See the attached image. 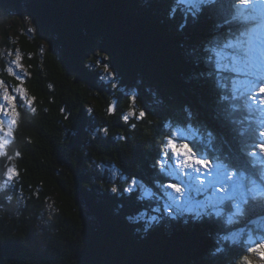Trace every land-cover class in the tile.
Returning <instances> with one entry per match:
<instances>
[{
  "label": "trees",
  "instance_id": "16d2710c",
  "mask_svg": "<svg viewBox=\"0 0 264 264\" xmlns=\"http://www.w3.org/2000/svg\"><path fill=\"white\" fill-rule=\"evenodd\" d=\"M14 4L26 11L29 28H6L0 9V78L14 95L24 87L36 111L18 97L20 123L6 138L12 160L0 156V177L12 164L19 172L14 183L0 178V264H229L239 248L213 256L219 237L264 230V212L233 217L228 231L222 230L233 211L227 204L220 217L200 222L186 213L169 216L152 163L169 123L211 130L219 152L235 151L211 49L220 51L215 36L230 31L234 38L242 26L218 28V18L206 10L194 21L177 0ZM4 56L22 70L7 72ZM132 95L140 98L137 109L149 112L148 120L132 121L135 129L119 118ZM112 101L119 110L108 115ZM245 115L243 106L232 113L238 121ZM101 127L109 129L107 136Z\"/></svg>",
  "mask_w": 264,
  "mask_h": 264
},
{
  "label": "snow or ice",
  "instance_id": "6c2138e0",
  "mask_svg": "<svg viewBox=\"0 0 264 264\" xmlns=\"http://www.w3.org/2000/svg\"><path fill=\"white\" fill-rule=\"evenodd\" d=\"M177 3L184 6L194 21H198L206 10L210 16L218 18V28L234 23L242 26L238 28L239 35L234 38L230 31L215 36V48L220 51L211 49L216 56L213 71L215 86L220 90L218 100L225 104V120L236 142V149L222 154L214 147L215 135L211 130L201 133L196 129L190 138L185 136L179 122L169 123L165 125L167 134L158 142L152 168L160 177V189L167 195L164 211L169 216L174 212L177 215L187 213L194 222H200L205 217H220L227 204L233 211L222 230L228 231L234 222L233 217L239 220L249 213L264 212V0H177ZM33 30L28 29L29 32ZM224 49L231 51L225 53ZM209 50L205 48L206 53ZM19 59L17 53V61ZM103 59L108 57L105 55ZM207 59L211 60V57ZM16 66L21 70L23 68L19 63ZM103 70L114 77L108 64L103 65ZM8 71L12 73L13 70L9 68ZM15 75L17 80L22 81L20 72ZM112 87L117 85L113 83ZM14 91L18 95H11L5 89L4 103H0V156H7L8 160H12V156L7 154L9 140L6 138L14 137L13 128L20 123L19 109L23 107L18 104V97L29 107L34 103V97L28 95L24 87L18 85ZM139 99L137 95L129 96L127 111H120L119 118L132 129L137 127L133 120L145 121L149 118L147 108L137 109ZM241 106L246 115L238 121L232 113ZM118 110V101L108 103L105 109L108 115H115ZM32 111L36 109L32 107ZM5 118H10L7 129L4 127ZM192 118L193 114L189 112V123ZM98 131L107 136L109 129L101 127ZM120 139L126 140L127 137L121 135ZM20 155V152H15V156ZM18 177L17 167L12 164L3 169L0 178L6 183H14ZM110 190L114 194L119 191L115 185ZM201 194L210 195L204 201L196 200L195 196ZM11 199L9 196L8 200ZM156 219L152 217V220ZM242 236L243 233H233L219 237L212 255L227 254L238 247L239 251L233 253L229 264H264V235L253 238L249 233L246 240L241 239ZM229 243L232 248L228 247Z\"/></svg>",
  "mask_w": 264,
  "mask_h": 264
},
{
  "label": "rangeland",
  "instance_id": "374dc122",
  "mask_svg": "<svg viewBox=\"0 0 264 264\" xmlns=\"http://www.w3.org/2000/svg\"><path fill=\"white\" fill-rule=\"evenodd\" d=\"M0 5L2 7V8L0 7L2 17L5 18V22H6L5 27L6 28L8 27V29H10L11 24H12V26L17 24L16 28L18 29V31H20L22 27L29 28V21L30 20H29V17L27 18L26 11L24 10V8L18 10L16 7H14L15 6L14 0H0ZM18 12L21 13V18L17 17ZM262 31H264V29H262ZM10 33H13V31H10ZM7 55H8V53H7ZM2 56H3V54H2ZM9 56H10V58H14V56L11 57L10 54H9ZM3 58L6 61V63L8 62V64H6L8 66L7 72H9L8 71L9 68H12L13 71L20 70L16 66L17 63H14V59H10L6 56H4ZM5 89L8 90L9 94L14 95L13 91L6 84H4L0 78V103H4L2 97H3ZM5 107H6V105H5ZM0 117H2V114H0ZM9 125H10V118H5L4 127L7 129L9 127ZM189 128H191V131H189ZM183 131H184L185 136H188L190 138H192L194 136V134L196 133V129L192 128V127H188L187 130H183ZM145 189L146 188L143 189V186H141L139 188L140 192H142V194H143L142 195L143 198L149 197L151 195V193L148 192L149 190L147 189V191H146ZM168 191L170 192V190H168ZM207 195H210V194H201V195L195 196V199L204 201V200H206ZM167 202L168 201H167V196H166V199H164V205H166ZM185 207H187V205H185ZM261 228L262 227H260L258 229L246 230L243 233V236L241 238L248 237L249 233L252 234L253 238H258L261 235H264V230H261Z\"/></svg>",
  "mask_w": 264,
  "mask_h": 264
}]
</instances>
